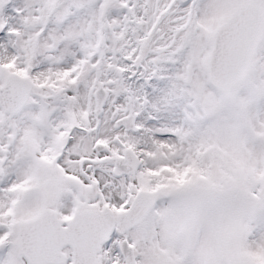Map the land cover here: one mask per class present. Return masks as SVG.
Listing matches in <instances>:
<instances>
[{
	"label": "snow or ice",
	"instance_id": "6c2138e0",
	"mask_svg": "<svg viewBox=\"0 0 264 264\" xmlns=\"http://www.w3.org/2000/svg\"><path fill=\"white\" fill-rule=\"evenodd\" d=\"M0 264H264V0H0Z\"/></svg>",
	"mask_w": 264,
	"mask_h": 264
}]
</instances>
